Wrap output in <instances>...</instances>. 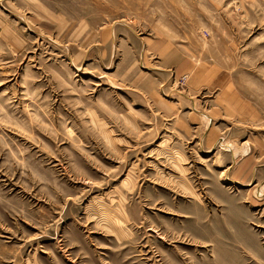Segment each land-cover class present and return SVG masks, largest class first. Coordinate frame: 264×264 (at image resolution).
<instances>
[{
	"label": "rangeland",
	"instance_id": "1",
	"mask_svg": "<svg viewBox=\"0 0 264 264\" xmlns=\"http://www.w3.org/2000/svg\"><path fill=\"white\" fill-rule=\"evenodd\" d=\"M0 264H264V0H0Z\"/></svg>",
	"mask_w": 264,
	"mask_h": 264
}]
</instances>
